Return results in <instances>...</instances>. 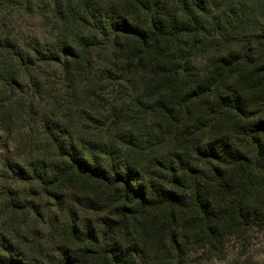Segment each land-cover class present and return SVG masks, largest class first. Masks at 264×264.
I'll return each instance as SVG.
<instances>
[{"label": "trees", "instance_id": "1", "mask_svg": "<svg viewBox=\"0 0 264 264\" xmlns=\"http://www.w3.org/2000/svg\"><path fill=\"white\" fill-rule=\"evenodd\" d=\"M2 6L44 13L45 35ZM215 8L0 0V131L30 197L6 194L0 264L223 259L264 228V0Z\"/></svg>", "mask_w": 264, "mask_h": 264}, {"label": "rangeland", "instance_id": "2", "mask_svg": "<svg viewBox=\"0 0 264 264\" xmlns=\"http://www.w3.org/2000/svg\"><path fill=\"white\" fill-rule=\"evenodd\" d=\"M231 1L238 0H212L214 9H216L215 7H223ZM2 7V15L12 13L8 21L9 29L15 32L20 31L23 34L38 35L39 37L45 35L47 20L44 13L27 15L18 7L7 9H5L6 6ZM200 55L202 56V54ZM17 140L18 136L15 134L9 136L0 131V241L7 244L10 243L13 233L2 223V210L6 194L9 190H12V195L15 198H30L27 195L29 190L25 182L14 180V169L19 165L17 162L18 157L14 154ZM29 218L33 220L35 217L32 214ZM38 230L46 231L48 226L40 221L38 227L34 228L35 232ZM223 252L225 257L217 259L206 250L193 249L189 252L186 264H264V228L239 229L235 234L232 233L226 239Z\"/></svg>", "mask_w": 264, "mask_h": 264}]
</instances>
